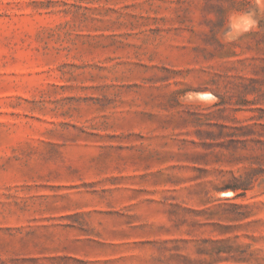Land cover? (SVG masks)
Here are the masks:
<instances>
[{"label":"rangeland","instance_id":"374dc122","mask_svg":"<svg viewBox=\"0 0 264 264\" xmlns=\"http://www.w3.org/2000/svg\"><path fill=\"white\" fill-rule=\"evenodd\" d=\"M235 118L264 123L257 0H0V264H264Z\"/></svg>","mask_w":264,"mask_h":264},{"label":"trees","instance_id":"16d2710c","mask_svg":"<svg viewBox=\"0 0 264 264\" xmlns=\"http://www.w3.org/2000/svg\"><path fill=\"white\" fill-rule=\"evenodd\" d=\"M248 91L243 93L241 97L236 101V107L233 108L235 111L246 109L247 106L254 103V100L248 99ZM229 101H226L225 97H220V101L216 103L217 106L226 105ZM253 110V109H250ZM219 111L222 112L223 109L219 108ZM264 127V123L255 122V124L245 123L244 120L235 118V124L228 125L227 123H217L218 133L215 134L210 132L215 138L226 139L233 145L235 149L245 150L251 152L240 153L238 152L234 156V160L238 162H244V160H250V157L254 158L261 166H264V152H261L259 155L253 154L254 152L262 151L264 147V133L257 130L256 127ZM198 156H206V154L195 153ZM251 155V156H250ZM254 173H247L246 176L235 177L233 181H230L225 185V188L232 189L236 194L235 196L245 195L249 189L253 187L254 183Z\"/></svg>","mask_w":264,"mask_h":264},{"label":"clouds","instance_id":"9594fccd","mask_svg":"<svg viewBox=\"0 0 264 264\" xmlns=\"http://www.w3.org/2000/svg\"><path fill=\"white\" fill-rule=\"evenodd\" d=\"M257 4L261 9H264V0H257ZM255 13L243 14L237 17L230 18L229 30L226 33V39L229 41L239 39L243 34L253 30L257 26ZM199 99L203 103H211L215 101V97L211 93H203L199 95Z\"/></svg>","mask_w":264,"mask_h":264}]
</instances>
